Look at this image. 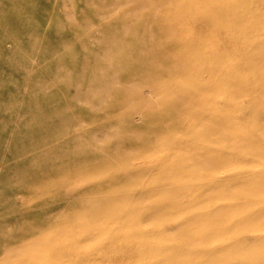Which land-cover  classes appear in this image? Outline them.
Masks as SVG:
<instances>
[{
  "label": "rangeland",
  "instance_id": "374dc122",
  "mask_svg": "<svg viewBox=\"0 0 264 264\" xmlns=\"http://www.w3.org/2000/svg\"><path fill=\"white\" fill-rule=\"evenodd\" d=\"M20 1L0 0V264H264V0Z\"/></svg>",
  "mask_w": 264,
  "mask_h": 264
},
{
  "label": "bare ground",
  "instance_id": "6f19581e",
  "mask_svg": "<svg viewBox=\"0 0 264 264\" xmlns=\"http://www.w3.org/2000/svg\"><path fill=\"white\" fill-rule=\"evenodd\" d=\"M9 1H11V0H9ZM14 1H15V0H14ZM21 1H22V0H21ZM21 1H20V2H21ZM67 1H68V0H67ZM6 2H7V1H6ZM22 2H24V1H22ZM22 2H21V3H22ZM25 2H26V1H25ZM37 2H38V1H37ZM44 2H46V0H45ZM48 2H49V1H48ZM105 2H106V1H105ZM9 3H10V2H9ZM29 3H30V2H29ZM46 3H47V2H46ZM62 3H63V2H62ZM12 4H13V3H12ZM30 4H31V3H30ZM47 4H50V3H47ZM59 4H60V3H59ZM17 5H18V4H17ZM14 6H15V5H14ZM20 6H21V5H20ZM25 6H26V3H25ZM25 6H24V7H25ZM28 6H29V5H28ZM28 6H27V7H28ZM3 7H4V6H3ZM12 7H13V6H12ZM24 7H23V8H24ZM31 7H32V9H34L33 6H31ZM34 7H35V6H34ZM36 7H37V6H36ZM49 7H50V6H49ZM5 8H6V7H5ZM43 8H44V7H43ZM46 8H47V7H46ZM74 8H75V7H74ZM0 9H2V8H0ZM9 9H10V8H9ZM13 9H15V8H13ZM32 9H31V11H32ZM7 10H8V9H7ZM11 10H12V8H11ZM15 10H16V9H15ZM15 10H13V11L15 12ZM20 10H22V9H20ZM24 10H25V9H24ZM24 10H23V13H24ZM44 10H45V9H44ZM76 10H77V9H76ZM78 10H79V9H78ZM13 11H12V12H13ZM16 11H18V10H16ZM26 11H28V9H26ZM29 11H30V10H29ZM31 11H30V12H31ZM21 12H22V11H21ZM1 13H2V12H1ZM15 13H16V12H15ZM33 13H34V11H33ZM37 13H38V12H37ZM4 14H6V13H4ZM17 14H19V13H17ZM75 14H76V13H75ZM9 15H10V14H9ZM12 15L15 16L14 13H13ZM22 16H24V15H22ZM29 16H30V14H29ZM0 17H2V16H0ZM2 18H3V17H2ZM2 18H1V19H2ZM11 18H12V17H11ZM21 19H22V18H21ZM24 19H25V18H24ZM6 20H7V19H6ZM16 20H17V19H16ZM8 21H9V20H8ZM25 21H27V20H25ZM19 22H20V20H19ZM33 22H34V20H33ZM83 22H84V21H83ZM113 22H114V21H113ZM9 23H11V22H9ZM13 23H14V22H13ZM15 23H16V22H15ZM15 23H14V24H15ZM23 23H24V22H23ZM23 23H22V24H23ZM25 23H27V22H25ZM34 23H35V22H34ZM31 24H32V23H31ZM10 25H11V24H10ZM17 25H18V24H17ZM23 25H24V24H23ZM26 25H27V24H26ZM37 25H38V24H37ZM11 26H12V25H11ZM27 26H28V25H27ZM27 26H25V27L27 28ZM58 26H59V24H58ZM58 26H57V27H58ZM19 27H20V24H19ZM21 27H22V26H21ZM7 28H8V27H7ZM37 28H38V27H37ZM76 28H77V27H76ZM140 28H141V27H140ZM19 29H20V28H19ZM22 29H23V27L21 28V31H20V32H22ZM35 29H36V27H35ZM60 29H61V28H60ZM63 29H64V28H63ZM78 29H79V28H78ZM82 29H83V28H82ZM86 29H87V28H86ZM17 30H18V29H17ZM23 30H24V29H23ZM58 30H59V28H58ZM61 30H62V29H61ZM83 30H85V29H83ZM83 30H82V31H83ZM25 31H26V30H25ZM32 31H33V30H32ZM32 31H31V32H32ZM72 31H73V30H72ZM77 31H78V30H77ZM8 32H9V31H8ZM14 32H15V30H14ZM18 32H19V30H18ZM58 32H59V31H57V33H58ZM61 32H62V31H61ZM61 32H60V33H61ZM65 32H66V31H65ZM73 32H74V31H73ZM25 33H27V32H25ZM39 33H40V32H39ZM55 33H56V32H55ZM55 33H54V34H55ZM74 33H75V32H74ZM77 33H78V32H77ZM5 34H6V33H5ZM19 34H20V33H19ZM33 34H35V32H34ZM37 34H38V33H37ZM49 34H50V33H49ZM68 34H69V33H68ZM78 34H79V33H78ZM105 34H106V33H105ZM14 35H15V34H14ZM20 35H21V34H20ZM35 35H36V34H35ZM42 35H43V34H41V36H42ZM50 35H52V33H51ZM57 35L59 36V34H57ZM60 35H63V34H60ZM65 35H66V34H65ZM12 36H13V35H12ZM27 36H28V35H27ZM38 36H40V34H38ZM73 36H74V35H73ZM128 36H129V35H128ZM6 37H7V36H6ZM21 37H22V35H21ZM29 37H30V35H29ZM31 37H32V35H31ZM45 37H46V36H45ZM54 37H56V36L54 35L53 38H54ZM64 37L66 38V36H64ZM67 37H68V35H67ZM71 37H72V36H70V38H71ZM26 38H27V37H26ZM32 38H33V37H32ZM37 38H38V37H37ZM48 38H49V36H48ZM48 38L46 37V39H48ZM57 38H58V37H57ZM70 38H67V39H68V42H69V39H70ZM129 38H130V37H129ZM46 39H45V42L47 43L48 41H46ZM60 39H61V37H60ZM72 39H73V37H72ZM85 39H86V38H85ZM24 40H25V39H24ZM34 40H36V39H34ZM34 40H33V41H34ZM39 40H40V39H39ZM39 40H38V41H39ZM49 40H50V39H49ZM52 40H53V39H52ZM56 40H59V38H58V39H55L54 41H56ZM61 40H62V39H61ZM83 40H84V38H83ZM83 40H82V41H83ZM25 41L27 42V40H25ZM30 41H31V40H30ZM33 41H31V43H32ZM50 41H51V40H50ZM50 41H49V44H48V45H51V44H52V43H51L52 41H51V42H50ZM79 41H80V40H79ZM94 41H95V40H94ZM13 42H14V41H13ZM58 42H59V41H58ZM63 42H64V41H63ZM20 43H21V42H20ZM24 43H25V42H24ZM29 43H30V42H29ZM29 43H28V44H29ZM34 43H35V42H34ZM36 43H37V42H36ZM38 43H39V42H38ZM54 43H55V42H54ZM14 44H15V43H14ZM22 44H23V43H22ZM26 44H27V43H26ZM58 44H59V43H58ZM61 44H62V43H61ZM61 44H60V45H61ZM64 44H65V43H64ZM68 44H69V43H68ZM1 45H2V44H1ZM37 45H38V44H37ZM37 45H35V46H37ZM48 45H47V47H50V46H48ZM60 45H59V46H60ZM88 45H89V44H88ZM28 46H29V45H28ZM28 46H27V47H28ZM31 46H32V45H31ZM43 46H44V45H43ZM57 46H58V45H57ZM92 46H93V44H92ZM92 46H91V47H92ZM102 46H103V45H102ZM40 47H41V46H40ZM45 47H46V46H45ZM52 47H53V46H52ZM62 47H63V46H62ZM71 47H72V46H71ZM4 48H5V47H4ZM29 48H31V47H29ZM33 48H35V47H33ZM38 48H39V46H38ZM56 48H58V47H56ZM72 48H75L74 50L76 51V48H79V46L77 47V45H76L75 47L73 46ZM81 48H82V47H81ZM86 48H88V47H86ZM6 49L9 50V48H6ZM6 49H5V52H6ZM22 49H23V48H22ZM27 49H28V48H27ZM27 49H26V50H27ZM45 49H46V48H45ZM47 49H48V48H47ZM60 49H62V48H60ZM66 49H67V48H66ZM68 49H69V48H68ZM79 49H80V48H79ZM83 49H84V48H83ZM3 50H4V49H3ZM8 50H7V52H8ZM11 50H13V49L11 48ZM32 50H33V49L31 48V52H32ZM35 50H36V48H35ZM50 50H51V47H50ZM86 50H87V49H86ZM1 51H2V50H1ZM27 51H29V50H27ZM39 51H40V50H39ZM43 51H44V50H43ZM56 51H57V49H56ZM69 51H70V50H69ZM75 51H72V52H75ZM77 51H78V50H77ZM77 51H76V52H77ZM79 51H80V50H79ZM87 51H88V50H87ZM98 51H99V50H98ZM15 52H17V50H15ZM21 52H22V51H21ZM31 52H30V53H31ZM34 52H35V51H34ZM45 52H47V51H45ZM53 52H54V51H53ZM70 52H71V51H70ZM72 52H71L70 54H72ZM89 52H91V51H89ZM3 53H4V51H3ZM3 53H2V54H3ZM9 53H11L10 50H9ZM19 53H20V52H19ZM19 53L17 52V54H19ZM23 53H24V52H22V54H23ZM42 53H43V52H42ZM42 53H41V54H42ZM47 53H48V52H47ZM51 53H52V52H51ZM63 53H64V55H66V54H65L66 52L63 51ZM67 53H68V51H67ZM85 53H88V52H85ZM91 53H92V52H91ZM43 54L46 56V53H43ZM78 54H79V53H78ZM88 54H89V53H88ZM30 55H31V54H30ZM38 55H39V54H38ZM79 55H80V54H79ZM79 55H78V57H79ZM91 55H92V54H91ZM5 56H6V55H5ZM19 56H21V55H19ZM42 56H43V55H42ZM48 56H49V55L47 54V57H48ZM71 56H72V55H71ZM74 56H75V55H74ZM0 57H1V54H0ZM13 57H14V56H13ZM15 57H16V56H15ZM21 57H22V56H21ZM26 57H27V55H26ZM47 57H46V58H47ZM76 57H77V55L75 56V58H76ZM90 57H91V60H93V59H92V56H90ZM95 57H96V56H95ZM23 58H24V57H23ZM23 58H22V60H23ZM43 58H44V57H43ZM60 58H62V56H61ZM63 58H67V57L65 56V57H63ZM69 58H74V57L72 56V57H69ZM0 59H1V58H0ZM11 59H12V58H11ZM25 59H26V58H25ZM53 59H55V58H53ZM67 59H68V58H67ZM81 59H83V57H82ZM89 59H90V58H89ZM6 60L8 61V56H7ZM31 60H32V59H31ZM61 60H62V59H61ZM70 60H71V59H70ZM70 60H69V61H70ZM73 60H74V63L77 62V61H76L77 58H76V60H75V59H73ZM73 60H71L72 63H73ZM7 61H6V62H7ZM12 61H13V60H12ZM14 61H15V60H14ZM16 61H17V60H16ZM20 61H21V60H20ZM25 61H26V60H25ZM42 61H44V60H42ZM54 61H55V60H54ZM63 61H64V60H63ZM65 61H66V59H65ZM65 61H64L63 64H65ZM75 61H76V62H75ZM8 62H9V61H8ZM17 62H19V61H17ZM51 62H53V60H52ZM56 62H57V60H56ZM56 62H53V63L56 64ZM60 62L62 63V61H60ZM67 62H68V60H67ZM78 62H79V61H78ZM4 63H5V62H4ZM9 63H10V62H9ZM13 63H14V62H13ZM15 63H16V62H15ZM15 63H14V64H15ZM26 63H27V62H26ZM31 63H32V62H31ZM53 63H51V64H53ZM69 63H70V62H69ZM69 63H66V64H69ZM79 63H80V62H79ZM101 63H102V62H101ZM17 64H18V63H17ZM19 64H21V63H19ZM29 64H30V63H29ZM46 64H47V62H46ZM46 64H44V65H46ZM59 64H60V63H59ZM76 64H77V63H76ZM94 64H96V62H95ZM6 65H7V64H6ZM10 65H11V64H10ZM44 65H43V66H44ZM60 65H61V64H60ZM69 65H70V64H69ZM82 65H83V64H82ZM88 65H89V64H88ZM88 65H87V67H88ZM2 66H3V65H2ZM13 66H14V65H13ZM15 66H16V65H15ZM21 66H22V64H21ZM26 66H28V65H26ZM35 66H36V65H35ZM37 66H38V65H37ZM49 66H50V65H49ZM49 66H48V67H49ZM51 66H52V65H51ZM72 66H73V65H71V67H72ZM76 66H78V65H76ZM96 66H97V65H96ZM7 67H8V65H7ZM9 67H10V66H9ZM53 67L55 68L56 66H53ZM65 67H66V65H65ZM12 68H13V67H12ZM12 68H11V69H12ZM22 68H23V67H22ZM22 68H18V69H22ZM49 68H51V67H49ZM49 68H48V69H49ZM54 68H53V70H54ZM62 68H64V66H62ZM74 68H75V65H74ZM80 68H81V66H80ZM91 68H92V67H91ZM6 69H7V68H6ZM11 69H10V70H11ZM48 69H47V70H48ZM69 69H70V68H69ZM75 69H76V68H75ZM75 69H74V70H75ZM84 69H85V68H84ZM84 69H83V70H84ZM94 69H96V68H94ZM22 70H24V69H22ZM45 70H46V69H45ZM49 70H50V69H49ZM51 70H52V69H51ZM64 70H65V69H64ZM64 70H63V71H64ZM71 70H72V69H71ZM80 70L82 71V69H80ZM1 71H2V70H0V72H1ZM13 71H14V70H13ZM18 71H19V70H18ZM20 71H21V70H20ZM54 71H55V70H54ZM76 71H77V70H76ZM3 72H4V71H3ZM21 72H22V71H21ZM21 72H20V73H21ZM25 72H26V71H25ZM58 72H59V71H58ZM69 72H70V71H69ZM72 72H73V71H72ZM5 73H6V72H5ZM15 73H16V72H15ZM22 73H24V72H22ZM34 73H35V72H34ZM34 73H33V74H34ZM36 73H40V72H37V71H36ZM36 73H35V74H36ZM43 73H44V72H43ZM48 73H49V72H48ZM73 73H74V72H73ZM1 74H2V73H1ZM1 74H0V75H1ZM17 74H18V73H17ZM31 74H32V73H31ZM40 74H41V73H40ZM49 74H50V73H49ZM57 74H58V73H57ZM59 74H63V72H62V73H59ZM77 75H78V74H76L75 76H77ZM90 75H92V73H91ZM2 76H3V75H2ZM10 76H12V75H10ZM27 76H28V75H26V77H27ZM34 76H35V75H34ZM37 76H38V75H36V77H37ZM46 76H47V74H46ZM54 76H55V75H54ZM19 77H20V76H19ZM38 77H39V76H38ZM47 77H48V76H47ZM57 77H58V76H57ZM70 77H71V76H70ZM75 78H76V77H75ZM75 78H74V79H75ZM82 78H84V76H83ZM85 78H86V76H85ZM5 79H6V78H5ZM10 79H11V78H10ZM74 79H73V80H74ZM14 80H15V79H14ZM23 80H24V78H23ZM34 80H35V79H34ZM39 80H40V79H39ZM71 80H72V79H71ZM92 80H93V79H92ZM21 81H22V80H21ZM101 81H102V80H101ZM17 82H18V81H17ZM54 82H55V81H54ZM54 82H53V83H54ZM69 82H70V81H69ZM71 82H72V81H71ZM22 83H23V82H22ZM73 83H74V82H73ZM0 84H4V83H1V82H0ZM10 84L12 85V83H10ZM18 84H19V83H18ZM61 84H62V83H61ZM74 84H75V83H74ZM6 85H7V83H6ZM63 85H64V84H63ZM67 85H68V84H67ZM70 85H71V84H70ZM89 86H90V85H89ZM91 87H92V86H91ZM14 88L16 89V87H14ZM36 88H37V87H36ZM2 89H4V88H2ZM5 89H6V88H5ZM7 89H8V88H7ZM31 89H32V88H31ZM43 89H44V88H43ZM19 92H20V91H19ZM48 92H49V91H48ZM9 93H10V92H9ZM26 93H27V92H26ZM12 94H13V93H12ZM24 94H25V93H24ZM44 94H45V92H44ZM20 95H21V94H20ZM33 96H34V95H33ZM39 96H41V95H39ZM87 96H88V94H87ZM11 97H13V96L11 95ZM19 97H20V96H19ZM27 97H28V96H27ZM51 97H53V96H51ZM66 98H67V97H66ZM30 99H33V97L30 98ZM40 99H41V98H40ZM68 99H69V98H68ZM6 100H8V99H6ZM12 100H13V99H12ZM94 101L96 102V99H95ZM22 112H23V111H22ZM18 117H19V116H18ZM17 120H18V119H17ZM60 124H61V123H60ZM18 135H19V134H18ZM44 135H45V134H44ZM27 138H28V137H27ZM29 139H30V138H29ZM32 140H33V138H32ZM26 141H27V140H26ZM19 143H20V142H19ZM29 143H30V141H29ZM15 144H16V143H15ZM22 144H23V143H22ZM22 144H21V146H23ZM24 144H25V142H24ZM28 145H30V144H28ZM15 147H16V146H15ZM19 150H23L22 147H21V149H19ZM24 150H25V145H24ZM256 218H260V217H259V216H256ZM263 218H264V217H263ZM256 239H258V240H260V241L264 240L263 237H257ZM125 252H126V251H125ZM125 252H123V253H125ZM36 255H37L36 253L31 254V255H23V256L21 255L20 257L17 256V257H18L17 259H19V261H20V260H23V261H24V262L19 263V264H36V258L38 257V256H36Z\"/></svg>",
  "mask_w": 264,
  "mask_h": 264
}]
</instances>
